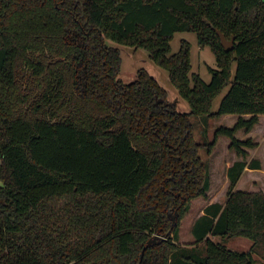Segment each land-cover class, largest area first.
<instances>
[{
    "label": "trees",
    "instance_id": "trees-1",
    "mask_svg": "<svg viewBox=\"0 0 264 264\" xmlns=\"http://www.w3.org/2000/svg\"><path fill=\"white\" fill-rule=\"evenodd\" d=\"M178 32L212 49L210 83L191 84L186 45L171 55ZM106 40L148 52L191 112L158 104L167 91L146 70L120 80V50ZM191 116L204 118L207 137L216 123L210 158L230 141L224 204L208 201L212 167ZM227 116L233 127L218 123ZM262 116L264 0H0V264H138L144 249L142 264L264 261V174L244 185L247 169L262 170L259 142L237 137ZM170 212L171 235L146 248L171 230ZM210 236L253 245L228 251ZM200 244L204 255L181 251Z\"/></svg>",
    "mask_w": 264,
    "mask_h": 264
},
{
    "label": "rangeland",
    "instance_id": "rangeland-1",
    "mask_svg": "<svg viewBox=\"0 0 264 264\" xmlns=\"http://www.w3.org/2000/svg\"><path fill=\"white\" fill-rule=\"evenodd\" d=\"M106 44L109 47L118 48L121 53L122 58V65L119 74V79L122 80L124 83H132L137 79V73L140 70H146L150 75L154 76L161 84V86L167 91L168 95V102L170 104H175L176 109L180 113H190L191 109L189 104L181 98L177 89L173 87L170 81L169 72L165 69L158 67L153 63L150 59L148 52L143 49H135L128 46L120 45L116 42L111 40H106ZM187 46L189 48L190 54V64H191V72H190V80L192 82L193 75H199L201 79L206 82L210 83L212 80V73L210 69H218L216 57L212 51V49L208 46L202 47L199 45L198 37L196 33L193 32H178L174 35L171 41V55L178 54L183 46ZM235 69V67H234ZM230 88H225L224 91L219 95L214 103L212 111L216 112L220 106V103L224 96L228 93ZM193 126V133L195 140L202 145L201 148V158L205 162L206 165L211 163L212 167V196L211 199L208 201L212 202H220L225 203L226 201V165L228 164L227 161H232L234 157V153H227L230 141L228 138L222 137L219 140V143L216 147V151L214 152V157L210 158L208 154V147L206 146L208 142H213L214 140V133L215 130L214 126L216 125L214 120L209 121V130H208V137L205 135V120L204 118L198 116H191L190 118ZM221 126L226 127H233L235 124L234 118H224L218 122ZM219 125V126H220ZM220 126V127H221ZM237 137L239 139H245L244 132H240ZM261 139V138H260ZM264 148V146H263ZM220 156L219 160H215V158ZM217 161V167H214L213 163ZM250 180V174L246 176L244 181V185H247ZM243 186V185H242ZM195 206V205H194ZM196 210L193 207V210L189 213V217L191 215H195ZM176 214V213H175ZM173 212H170L171 217L173 218L175 215ZM188 218V217H187ZM187 218L183 221L185 224ZM172 223V221H171ZM172 226V225H171ZM183 230V227H182ZM190 235L189 229L185 228V232L182 233V237L184 234ZM192 235V234H191ZM216 244L223 246L228 251L238 252V253H246L249 252L252 248L253 242L249 239L243 237H234L228 239H222L218 237H211ZM189 239V238H188ZM187 240H184L182 243L179 242L181 245L189 246L192 243H186ZM181 251L185 254H193L197 253L200 255L205 254L204 244H200L197 248L188 247L186 249H181ZM255 264H264V261L261 260L256 254L253 255Z\"/></svg>",
    "mask_w": 264,
    "mask_h": 264
},
{
    "label": "crops",
    "instance_id": "crops-1",
    "mask_svg": "<svg viewBox=\"0 0 264 264\" xmlns=\"http://www.w3.org/2000/svg\"><path fill=\"white\" fill-rule=\"evenodd\" d=\"M224 118H234V120L237 119L236 116H227ZM224 118H223V120H224ZM244 137H252V138H255L257 140V142H259V147L257 148V150L252 152V159L253 158L259 159L261 161V164H262V170L258 171V170L247 169V174H250V175L264 174V150H263V146H264V116L261 117L260 125L257 126L255 128V130H253L250 134H244ZM231 164L232 163L229 162V164L227 165V168L230 167Z\"/></svg>",
    "mask_w": 264,
    "mask_h": 264
},
{
    "label": "water",
    "instance_id": "water-1",
    "mask_svg": "<svg viewBox=\"0 0 264 264\" xmlns=\"http://www.w3.org/2000/svg\"><path fill=\"white\" fill-rule=\"evenodd\" d=\"M218 35H219V37H220V39H221L222 46L224 47V49H225L226 51L229 52V51H231V50L234 49V43H235V40H234V39L227 40L226 37H225L221 32H219V31H218ZM178 218H179V213L176 212L175 217L172 218L173 226H172L171 230L166 234L165 237H160V236H155V237H153V238L148 242L146 248H148V247H150V246H152V245H154V244H158V243H161V242H163V241H166L167 238H168V236L171 235V233H172L174 227L176 226ZM143 254H144V253H142V255H141V259L143 258ZM139 264H140V263H139Z\"/></svg>",
    "mask_w": 264,
    "mask_h": 264
},
{
    "label": "flooded vegetation",
    "instance_id": "flooded-vegetation-1",
    "mask_svg": "<svg viewBox=\"0 0 264 264\" xmlns=\"http://www.w3.org/2000/svg\"><path fill=\"white\" fill-rule=\"evenodd\" d=\"M158 104H164L166 107H170V108H172V109H174V110H177L175 104L173 105V104H170V103L168 102V98H167L166 100H164V99H160V100L158 101ZM191 123H192V122H191ZM193 138H194V133H193ZM194 140H195V138H194ZM195 141H196V140H195ZM196 142H197V141H196ZM197 143H198V142H197ZM198 144H199V143H198ZM200 145H201V144H200ZM201 148H202V145H201ZM200 152H201V149H200ZM183 166H184V164H183ZM174 217H175V215H174ZM169 218H170V220L172 221V217H171V215H169ZM172 226H173V222H172ZM172 226H171V228H172ZM155 236L165 237V236H161L160 234L153 235V237H155ZM153 237H152V238H153ZM152 238H151V239H152ZM151 239H150V240H151ZM150 240H149V241H150ZM154 245H155V244H154ZM145 250H146V249H144L142 253H145ZM141 255H142V254H141ZM143 258H144V254H143ZM143 258L141 259V256H140V260H139V263H140V264H142ZM139 263H138V264H139Z\"/></svg>",
    "mask_w": 264,
    "mask_h": 264
}]
</instances>
